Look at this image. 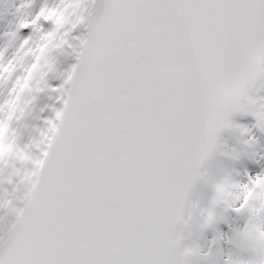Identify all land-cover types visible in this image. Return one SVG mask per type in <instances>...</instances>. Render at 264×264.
I'll return each instance as SVG.
<instances>
[{"label": "snow or ice", "instance_id": "1", "mask_svg": "<svg viewBox=\"0 0 264 264\" xmlns=\"http://www.w3.org/2000/svg\"><path fill=\"white\" fill-rule=\"evenodd\" d=\"M0 264H264V0H0Z\"/></svg>", "mask_w": 264, "mask_h": 264}]
</instances>
